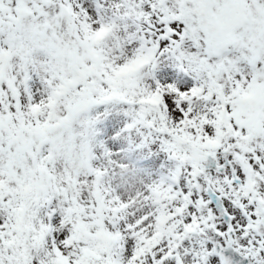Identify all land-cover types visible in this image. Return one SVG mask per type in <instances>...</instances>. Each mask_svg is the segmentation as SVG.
<instances>
[{
  "label": "snow or ice",
  "instance_id": "snow-or-ice-1",
  "mask_svg": "<svg viewBox=\"0 0 264 264\" xmlns=\"http://www.w3.org/2000/svg\"><path fill=\"white\" fill-rule=\"evenodd\" d=\"M0 264H264V0H0Z\"/></svg>",
  "mask_w": 264,
  "mask_h": 264
}]
</instances>
